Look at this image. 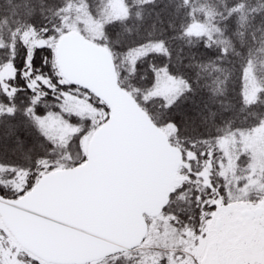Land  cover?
<instances>
[{
	"label": "trees",
	"instance_id": "16d2710c",
	"mask_svg": "<svg viewBox=\"0 0 264 264\" xmlns=\"http://www.w3.org/2000/svg\"><path fill=\"white\" fill-rule=\"evenodd\" d=\"M124 1L128 9L126 17L103 22L101 34L90 41L111 53L120 85L164 130L169 141L181 149L183 159L187 158L189 149L197 154L207 153L189 159L192 175L172 190L164 209L177 223L194 224L200 220L203 204L213 189H219L228 202L235 181L240 179L239 183L244 184V177L252 173L256 177L259 170V162L254 161V151L247 141L264 126V0ZM106 2L0 0V66L10 62L17 73L23 71L27 49L22 34L30 28L43 31L52 43L74 31L86 35L73 26L74 14L82 9L91 17L101 19ZM192 24H209L212 32L189 34ZM161 41L170 52L171 60L163 50L159 55L156 50H148ZM45 49H37L31 64L48 80V91L54 85V95L49 91V97L34 105L33 93L24 84V78L17 79L18 91L13 97L6 96L0 86V191L7 198L27 194L44 175L83 163L87 157L81 142L84 134L93 133L109 117L108 106L93 93L69 81L64 85L59 83L52 69V50ZM164 63L169 65L168 70L162 67ZM246 65L253 68L262 87L255 101H248L244 94L246 86L241 70ZM162 70L180 77L187 85L168 103L161 98H148ZM187 81L191 82L193 91L176 107V114L181 117L177 130L169 123L166 105L187 91ZM75 90L87 95L99 113L93 126L88 124L89 119H81L78 126L82 129L59 147L38 129L35 117L56 111V94L75 93ZM262 147L254 145L257 154ZM262 155L264 160L263 152ZM210 158L213 160L211 184L198 185L193 174ZM43 169L45 172L33 179L32 174ZM185 171L182 166L178 169L179 174ZM16 172L28 174L19 186L15 184ZM30 181L33 186L28 189ZM133 250L105 258L101 263L135 264L130 256Z\"/></svg>",
	"mask_w": 264,
	"mask_h": 264
},
{
	"label": "water",
	"instance_id": "95a60500",
	"mask_svg": "<svg viewBox=\"0 0 264 264\" xmlns=\"http://www.w3.org/2000/svg\"><path fill=\"white\" fill-rule=\"evenodd\" d=\"M46 45L42 38L36 47ZM56 55L63 77L105 103L109 117L83 163L45 175L21 197L0 195V215L16 240L46 262L89 264L145 240L147 218L169 203L182 152L120 85L106 48L69 33Z\"/></svg>",
	"mask_w": 264,
	"mask_h": 264
},
{
	"label": "rangeland",
	"instance_id": "374dc122",
	"mask_svg": "<svg viewBox=\"0 0 264 264\" xmlns=\"http://www.w3.org/2000/svg\"><path fill=\"white\" fill-rule=\"evenodd\" d=\"M127 12L128 9L124 0H107L102 10L101 19L93 18L80 9L73 16V26L86 35L77 31L72 33L81 34L90 41V38L94 39L101 34L103 22L123 19ZM211 32L209 24H192L188 29L189 34H209ZM42 38L47 41V45L41 50L45 48L52 50L54 56L52 69L58 77L59 83L64 85L68 82L58 68L56 50L61 38L52 43L43 31L30 28L22 34V42L27 49L26 66L23 71L17 73L14 65L10 62L0 66V86L6 96L13 97L17 93L16 83L19 77L21 80L24 78V84L32 91V103L34 105L39 103L43 97L47 98L50 94H55L54 87L49 90L50 94H48V80L42 78L31 64V60L38 49L36 45ZM158 49L159 51L163 50L160 48V44L148 48L149 51H157ZM243 80L246 86L244 91L246 99L255 101L262 87L252 67L246 69ZM153 85L148 98H161L165 103L175 99L187 87L185 80L167 74L164 70L160 71ZM54 99H56L54 103L56 111L38 115L41 118L35 117V124L56 146L63 147L72 134L78 133L82 129L78 126L81 119L87 118L90 121L88 124L94 125V118L99 110L92 106L87 95L77 92V90L75 93H58ZM98 129L91 134H88L87 131L82 138L81 142L87 150V155L92 138ZM256 132L251 137L252 139L247 141L248 146L254 151V161L259 162L258 173L257 171L255 173L256 177L253 173L249 174V176L244 177V184L243 182L239 183L240 179H237L235 187L229 191V203L220 191L219 195H213L215 190L213 189L211 195L205 200L206 203L203 204L200 220L194 221V224L193 222L177 223L174 216L164 211L154 218H149L146 239L130 255L135 259V264H264V212L262 216L254 219L256 220L254 223L246 222V218L242 216V212L247 209L254 210L257 207H262L264 210V196L260 198L261 195H264V166L262 163L264 160H261L264 147L259 149V154L254 149V145H264V139L260 140L262 137L264 138V126ZM193 158L187 156L186 159H183L181 166L186 171L183 174L177 173L176 180L171 185L172 190L183 184L182 181L185 179H189V174L192 173V168L189 167V159ZM211 161H213L212 158L206 160L202 169L193 174L198 185L211 184ZM46 167L44 169H47ZM44 169L38 173L43 174ZM254 170L253 172H255ZM27 175V173L16 172L15 178L18 181L15 183L16 186H19L27 178ZM258 194L260 196L255 200L254 198ZM234 198L235 201H233ZM218 223L220 224L219 228L217 227ZM0 264L54 263L46 262L24 248L16 240L0 215ZM90 264L102 263L100 260Z\"/></svg>",
	"mask_w": 264,
	"mask_h": 264
},
{
	"label": "snow or ice",
	"instance_id": "6c2138e0",
	"mask_svg": "<svg viewBox=\"0 0 264 264\" xmlns=\"http://www.w3.org/2000/svg\"><path fill=\"white\" fill-rule=\"evenodd\" d=\"M206 47H208L209 45H205ZM160 48L163 49V54L165 56H167V59L168 60H171V54L170 52L168 51V49L164 46L163 44V41L160 42ZM157 54H161L159 49L157 50ZM38 67V66H37ZM162 67L165 69V70H168L169 68V65L167 63H164L162 64ZM247 69V65L245 66L244 69L241 70V78L243 80V77H244V72L246 71ZM187 83L189 84V87L187 89V91L182 94L180 97L177 98V100L175 102H173L172 104L170 105H166V115L167 117L169 118V123L173 126V127H176L177 130H178V123L179 121L181 120V117L179 115L176 114V107L178 104L181 103V101L184 99V96H187V95H191L192 94V86H191V82L190 81H187ZM54 87V85H53ZM28 110H26L27 112ZM41 117L37 116V119H40ZM195 145L193 144V147ZM188 151V156H191V157H198L199 155H207V153H201V154H197L195 153L194 151H192L191 149L187 150ZM51 167V165L49 166ZM189 167H191V162H189ZM37 168H39V162H37ZM33 179H35L39 173L38 172H34L33 174ZM191 175V174H190ZM32 182L30 181L29 184H28V189H31L32 188ZM211 187L210 186V190H211ZM0 188H2V186H0ZM0 195H2V191H0ZM213 195H219V189H215L214 192H213ZM211 198V197H210ZM206 203V202H205Z\"/></svg>",
	"mask_w": 264,
	"mask_h": 264
},
{
	"label": "flooded vegetation",
	"instance_id": "af4514ba",
	"mask_svg": "<svg viewBox=\"0 0 264 264\" xmlns=\"http://www.w3.org/2000/svg\"><path fill=\"white\" fill-rule=\"evenodd\" d=\"M259 196H260V194L256 195V199L259 198ZM262 196H264V195H261L260 198H261ZM256 199H255V200H256ZM258 208H260V207H257V208H255L254 210H250V209L244 210V211H250V212L253 213V214H250V213H247V214H246V216H245V218H246V222H248V223H254V221H256V220H254V219L256 218L255 210L258 209ZM261 208H262V207H261ZM263 212H264V210L262 211V214H261L260 216L263 215ZM260 216H259V217H260ZM250 217H251V219H249ZM257 217H258V216H257ZM217 227H218V228L220 227V224H219V223L217 224Z\"/></svg>",
	"mask_w": 264,
	"mask_h": 264
}]
</instances>
